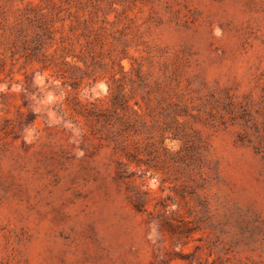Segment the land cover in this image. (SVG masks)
Instances as JSON below:
<instances>
[{"label":"rangeland","instance_id":"1","mask_svg":"<svg viewBox=\"0 0 264 264\" xmlns=\"http://www.w3.org/2000/svg\"><path fill=\"white\" fill-rule=\"evenodd\" d=\"M0 264H264V0H0Z\"/></svg>","mask_w":264,"mask_h":264}]
</instances>
